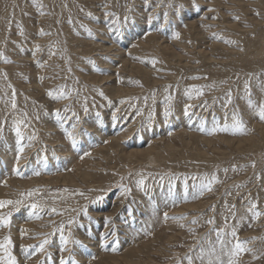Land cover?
<instances>
[{
  "label": "rangeland",
  "instance_id": "obj_1",
  "mask_svg": "<svg viewBox=\"0 0 264 264\" xmlns=\"http://www.w3.org/2000/svg\"><path fill=\"white\" fill-rule=\"evenodd\" d=\"M0 34V201H20L0 208V243L10 237L17 264H207L216 230L234 244L233 227L258 257L237 264H264V122L248 107L264 100V0H0ZM45 234L47 256L33 255Z\"/></svg>",
  "mask_w": 264,
  "mask_h": 264
},
{
  "label": "snow or ice",
  "instance_id": "obj_2",
  "mask_svg": "<svg viewBox=\"0 0 264 264\" xmlns=\"http://www.w3.org/2000/svg\"><path fill=\"white\" fill-rule=\"evenodd\" d=\"M105 7H107V5H105ZM129 11H131V9H129ZM41 14H43V13H41ZM89 15H91V14H89ZM106 15L111 16L113 14L112 13H106ZM165 18H167V14H165ZM213 19H215V17H213ZM236 19H239V17H236ZM124 20L127 21L128 17L125 16ZM118 21H119V17L117 16V17H115V21L114 22H118ZM19 34L23 35V30L22 29L19 32ZM40 34H45L42 29L40 30ZM89 35H91V31L90 30H89ZM214 36H215V34H214ZM175 37L179 38V33H175ZM36 49L39 50V46L38 45L36 46ZM33 55H35V52L33 53ZM52 55H55V53H52ZM0 59H3L5 63H10L11 62L7 58L4 57L3 52H0ZM90 63H92V62L90 61ZM152 63L154 65L155 63H157V61L153 60ZM37 65H38V67H43V65L39 64V62H37ZM69 71H71V69H69ZM0 75H3L4 78L7 79V74L6 73L0 72ZM249 75H251V74H249ZM9 87L11 88L12 86L9 85ZM244 87H245L246 90H248L249 83L247 81L245 82ZM165 91H167V88L165 89ZM47 95L49 97H51V98H54V99H68L69 98L67 95H65V93L63 91H61L59 93V95H56V96L53 95L52 91H49L47 93ZM99 95L103 96L104 93L101 91V92H99ZM188 95H189V99H191L192 98L191 94L189 93ZM199 95H203V92L202 91H198L197 92V96H199ZM154 97H155V91H153V99H154ZM167 99L171 100L172 97L168 96ZM231 100H232V94H231V91H229L227 93V100H226V103H225L224 107H227V105L231 103ZM121 103H124V101H121ZM206 103L207 102H205V104ZM189 107H191V106L190 105H186L185 106V111L186 112H187V109ZM248 107L252 108L256 112V115L258 116V118H259V120L261 122H264V100L260 101L258 105L254 104L251 100H249L248 101ZM11 108L13 110L17 108L16 93H15L14 89L12 91V97H11ZM66 111H67V109H66ZM84 111L87 112V108L86 107L84 108ZM140 114L141 113H139V112L137 113V115H140ZM170 114H171L170 113V109L166 108L165 112H164V115L168 116ZM24 115L27 116V113H25ZM56 115L59 116V111L58 110L56 112ZM72 116L75 118V120L78 123L79 122V116L76 113H72ZM21 124H24V126L27 127V124H25V122L23 120H19V121L16 122L15 129H14L15 133H16V136L18 137V139L16 141L17 146H18L17 147V160L20 159V153H23V151H24V146H22L23 137H22L21 131H20V125ZM72 127L75 128L76 125L73 124ZM233 127L236 129L237 132H239L241 134H245V125H244V123H243V121L241 119L234 117ZM200 130L203 131V128H201ZM216 131H228V125L226 124L224 126V128H222V129L214 128L212 130V132H216ZM2 132H3V123H0V138H2ZM212 132H210L209 134L211 135ZM35 138H36L35 134H33L31 137H29V139H31V140H34ZM66 138L69 141H71L73 144L76 143L75 137H74V135L71 132L66 134ZM252 167H255V163L254 162L252 164ZM232 169L235 171L236 165H233ZM224 171L227 172L228 169H224ZM35 174L39 175L38 172L35 173ZM256 178H257V180H259L260 176L257 175ZM216 182H218L217 181V177H216L215 174H213L211 176V179H209L206 183H202L201 184V186H200V195H203L204 191H212V185L214 183H216ZM137 183H138V186H142L144 184V180L141 179ZM237 187H239V185H237ZM124 191H125V193H129L131 191V189L125 188ZM29 195H31V192L29 193ZM81 195H82V193H81ZM13 203L19 204L20 201H15V202L10 201V200L9 201H0V208H3L6 205H10V204H13ZM39 207L40 206L38 204H35V203L31 205V208L33 210H36ZM214 207L215 206H213V209H214ZM256 208H257V205L255 203H251V206L248 208V212L252 213V218L253 219H256V218H258L259 216L262 215V213H260L258 211H255ZM234 209H235V205H233L231 207V210H230L231 211V215H232L233 218H235V215H236ZM56 211L57 210L55 208L51 209L52 213H56ZM58 214H62V213H58ZM32 215L35 216L37 219L40 218L39 217V213L36 212V211H33ZM85 215H86V212H85ZM10 217H11V213H8L6 215L0 214V227H9L10 226ZM164 218L165 219H169L167 213L164 214ZM184 218L185 217H171V219H184ZM225 219L227 220V218H225ZM71 222L72 221H69V223H71ZM192 223H196V220L193 219ZM207 223L208 224H214L215 223L214 218L213 219H209L207 221ZM237 223H239V222H237ZM181 227H183V225H181ZM63 228H64V225L61 224L58 229H54V231H60L61 232L62 244H61V247L59 249L61 253H63L66 250V246L69 244L68 238L63 235ZM189 231H191V229H189ZM216 231H217L216 244L219 245V250L217 249L215 244L209 249V252H208L209 259L207 261V264H224V262L220 259V257L225 255V254L228 255L227 264H237V259L236 258L238 256H240L242 253H246V252L252 253L253 254V259H257L258 258L251 248H248V247L245 246L248 243V241L241 242L238 239L236 227H233L231 232L229 233V235L235 240L234 244L232 243V241L225 239V237L223 235L224 231H225L224 228H220V229H218ZM25 234H26L25 231L21 230V235L23 236ZM49 235H51V234H45V238L39 243L38 247L34 249V251L32 253L33 255L35 253H37V252L45 253V246L50 243V240L48 239ZM252 239H256V238L254 237ZM72 243L76 244V243H79V241H72ZM11 244H12V241H11L10 237H8V236H6L4 238V242L3 243H0V249H2L3 252H4V255L0 256V264H17L16 257L13 256L11 251H10ZM113 250H115V249H113ZM45 255L47 256V253H45ZM48 258H50V257H48ZM186 258L188 260V264H193V258L192 257L188 256ZM200 259H201V264H204V256H203V254H201ZM69 260L71 261V264H76V261L71 259V256L69 257ZM60 264H66V261H65L63 256L61 257ZM178 264H180V261H178Z\"/></svg>",
  "mask_w": 264,
  "mask_h": 264
},
{
  "label": "bare ground",
  "instance_id": "obj_3",
  "mask_svg": "<svg viewBox=\"0 0 264 264\" xmlns=\"http://www.w3.org/2000/svg\"><path fill=\"white\" fill-rule=\"evenodd\" d=\"M39 1H40V0H39ZM41 1H42V0H41ZM5 2H6V0H5ZM14 2H15V1H14ZM62 2H63V1H62ZM11 4H12V3H11ZM13 4H14V3H13ZM50 4H51V3H50ZM65 4H66V3H65ZM6 5H7V4H6ZM52 5H53V4H52ZM63 5H64V3H63ZM7 6H8V5H7ZM16 7H17V6H16ZM63 7H64V6H63ZM66 7H67V6H66ZM66 7H65V9H66ZM61 8H62V7H61ZM67 8H68V7H67ZM4 9H5V8H4ZM12 9H13V8H12ZM6 10H7V9H6ZM15 10H16V9H15ZM53 11H54V10H53ZM53 11H52V12H53ZM57 11H58V10H57ZM57 11H56V12H57ZM62 11H63V10H62ZM18 12H19V10H18ZM3 13H4V12H3ZM3 13H2V14H3ZM52 15H53V14H52ZM54 18H55V17H54ZM47 20H48V19H47ZM47 20H46V21H47ZM18 22H19V21H18ZM55 32H56V31H55ZM0 35H1V34H0ZM2 36H3V35H2ZM67 36H68V35H67ZM4 39H5V38H4ZM63 39H64V38H63ZM261 40H263V38H262ZM0 41H1V40H0ZM62 42H63V41H62ZM7 43H8V42H7ZM7 43H6V44H7ZM263 43H264V42H263ZM0 46H1V45H0ZM6 48H7V47H6ZM66 48H67V47H66ZM1 50H2V49H1ZM5 50H6V49H5ZM257 52H258V53H257V54H258V57H256V58H260L259 56H261V57H263V59H260V61H261V60L264 61V44H262V48H261L260 50H258ZM256 58H255V59H256ZM261 63H262V62H261ZM262 64H263V63H262ZM261 94H263V93H261ZM261 129H263V128H261Z\"/></svg>",
  "mask_w": 264,
  "mask_h": 264
}]
</instances>
